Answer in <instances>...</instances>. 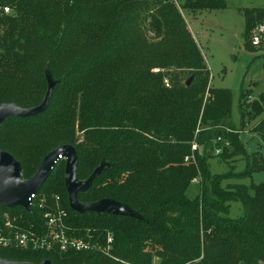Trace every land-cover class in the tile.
Returning <instances> with one entry per match:
<instances>
[{"label":"trees","instance_id":"trees-1","mask_svg":"<svg viewBox=\"0 0 264 264\" xmlns=\"http://www.w3.org/2000/svg\"><path fill=\"white\" fill-rule=\"evenodd\" d=\"M0 3L11 7L9 13L0 12V105H40L49 88L47 75L54 80L43 112L2 122L0 148L21 163L23 178L29 179L51 150L73 145L79 180L108 163L78 200L107 198L127 209L124 214L73 210L65 159H60L31 210L0 204V227L1 213L9 211L13 226L44 234V213L58 196L67 212V234L101 248L111 236L109 250L10 247L1 248L0 257L34 264L45 258L53 264H264V182L221 185L230 177L251 176L264 169V162L212 175L211 154L197 150L195 161L185 160L194 140L199 146L218 144L224 158L247 149L233 133L232 91L209 86L206 61L175 0ZM225 6L224 0L181 3L188 11ZM243 12V36L250 45L251 30L264 22V8ZM245 100L239 103L241 128L249 125L251 112L264 113V95L248 104ZM253 129L264 148V115ZM218 137L232 150L216 142ZM197 177L201 194L191 198L187 190ZM234 200L244 209L237 218L228 216Z\"/></svg>","mask_w":264,"mask_h":264},{"label":"rangeland","instance_id":"rangeland-1","mask_svg":"<svg viewBox=\"0 0 264 264\" xmlns=\"http://www.w3.org/2000/svg\"><path fill=\"white\" fill-rule=\"evenodd\" d=\"M224 1L226 6L223 8L188 11L181 7L183 0H175L194 41L199 46L206 61L210 74L209 86L229 88L232 91L231 123L233 124V133L238 135L240 140H242L240 142L243 148L247 149L246 154L224 158L220 153L216 154L217 148L222 149L218 144L200 145L198 149L200 154L204 156L205 154L212 155L208 158V165L212 175L226 173L230 170L235 173L242 172L248 166L262 165L264 162L262 140L259 133L253 129L264 113L251 112L249 125L241 128L239 106V103L245 97V102L248 104L264 95V49H257L260 46L264 48V35L261 37L260 45H249L243 36L246 26L243 10L253 7L264 8V0ZM149 36L153 37L154 34L149 32ZM249 42L252 43L251 35ZM47 78L49 85H53L54 80L50 75H47ZM186 78H188L187 74L184 76L185 80ZM168 81L169 79L165 78V82ZM244 92L248 94L245 97L243 96ZM195 141L197 142V140ZM228 146L232 150V146L230 144ZM63 162V171L65 173L66 160H63ZM107 165L108 163L103 161L98 168H105ZM58 167V165L57 167L54 166L52 171ZM201 181L200 177L193 180L187 190L189 197L194 198L201 194ZM206 182L209 185V182ZM261 182H264V169L254 172L251 176L230 177L223 180L221 185L223 188H227L230 183L249 185ZM243 213L244 209L240 201L234 200L230 202L228 216L237 218L242 216ZM11 214L12 212L9 211L1 213V219L4 218V225L12 224ZM109 248L110 246L102 247L103 251L105 250L106 252ZM154 260L158 262L159 259L154 257Z\"/></svg>","mask_w":264,"mask_h":264},{"label":"water","instance_id":"water-1","mask_svg":"<svg viewBox=\"0 0 264 264\" xmlns=\"http://www.w3.org/2000/svg\"><path fill=\"white\" fill-rule=\"evenodd\" d=\"M191 78L187 80L188 85ZM53 85H49L48 91L43 102L33 107H22L17 103H2L0 105V125L10 117H28L43 112L50 100ZM64 158L65 165V184L68 191L69 205L78 212L93 211L109 214H124L127 209L123 208L118 202L111 199H101L96 202H80L78 193L86 191L93 183L95 176L101 171L97 168L87 180H79L75 170L77 167V152L75 147L64 144L51 150L42 160L36 173L29 179H24L22 175L21 163L9 152L0 148V204L6 207L23 206L31 210L30 197L36 193L48 179L55 163ZM0 264H34L27 261L10 260L0 257ZM39 264H53L49 259H43Z\"/></svg>","mask_w":264,"mask_h":264},{"label":"built area","instance_id":"built-area-1","mask_svg":"<svg viewBox=\"0 0 264 264\" xmlns=\"http://www.w3.org/2000/svg\"><path fill=\"white\" fill-rule=\"evenodd\" d=\"M1 1V0H0ZM11 7L9 4L0 3V12L9 13ZM264 35V22L259 23L251 34L252 44L260 45L261 37ZM199 130H197L198 132ZM216 142H224L229 145V142L218 137ZM199 149V144L195 140L192 143V154L185 157L186 161H195L194 152ZM221 149H216V154L220 153ZM64 159V158H61ZM56 164V163H55ZM196 180V179H194ZM38 192L32 193L30 197V205L32 206L33 200ZM43 201V200H42ZM67 216L66 210L62 207L60 198L56 196L55 204L52 209L44 213L46 219L47 230L44 234H36L34 232L21 230L13 227L9 223L0 227V249L10 247L31 248L33 250L52 251L59 250L66 252L69 250H89L101 248L96 241L92 242L89 239L71 236L66 232L65 218ZM112 237L107 239L108 246L112 242ZM102 249V248H101ZM103 250V249H102ZM105 251V250H104Z\"/></svg>","mask_w":264,"mask_h":264}]
</instances>
